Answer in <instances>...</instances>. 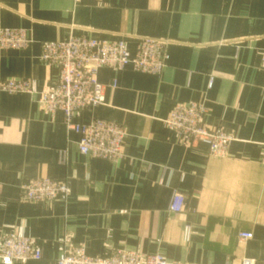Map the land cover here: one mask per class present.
Here are the masks:
<instances>
[{"label": "crops", "instance_id": "obj_1", "mask_svg": "<svg viewBox=\"0 0 264 264\" xmlns=\"http://www.w3.org/2000/svg\"><path fill=\"white\" fill-rule=\"evenodd\" d=\"M1 28L27 29L33 41L0 48V84L54 83L58 68L40 58V44L72 35L124 38L132 52L139 38L168 40L170 56L158 75L101 68L105 104L76 116L125 128L117 162L82 154L63 114H46L36 95L0 90V239L28 236L43 254L15 264H58L67 235L96 257L127 249L193 264H264V0H0ZM191 102L206 104L207 126L235 138L228 155L167 127L174 106ZM39 177L67 180L69 199L23 201L21 186ZM175 192L180 212L171 209ZM245 231L252 237L241 240Z\"/></svg>", "mask_w": 264, "mask_h": 264}, {"label": "built area", "instance_id": "obj_2", "mask_svg": "<svg viewBox=\"0 0 264 264\" xmlns=\"http://www.w3.org/2000/svg\"><path fill=\"white\" fill-rule=\"evenodd\" d=\"M79 1V0H76ZM27 29L1 28L0 48L21 50L32 43ZM168 40L139 38L134 52L124 38L116 40H97L87 36L72 35L63 41L41 42L40 58L47 64L58 68V79L42 89L29 80L9 79L0 84V90L8 93H29L37 96L38 104L48 115L63 114L66 128L79 135V151L93 158L117 162L124 157L125 128L113 121L92 118L81 123L76 116L84 110L105 104V87L98 79L101 68L121 70L131 65L135 70L161 74L169 60ZM261 68L264 69V49L261 54ZM213 84L210 78L209 87ZM208 108L204 102H191L174 106L164 120L167 127L175 131L184 142H197L208 146L215 157L228 155L229 147L235 138L220 128H210L204 122ZM260 163L264 170V142L262 143ZM21 199L30 203L66 202L71 194L67 180L49 177L30 179L21 186ZM184 197L175 192L171 209L180 212ZM190 233L186 230V236ZM251 232H241V240L250 239ZM61 252L58 264H193L169 261L160 253L147 254L137 250L120 249L107 257L87 254L83 245L74 244L70 236L60 239ZM43 254L34 241L25 235L12 233L0 239V262L15 264L40 260ZM254 260L244 259L243 264H253Z\"/></svg>", "mask_w": 264, "mask_h": 264}]
</instances>
